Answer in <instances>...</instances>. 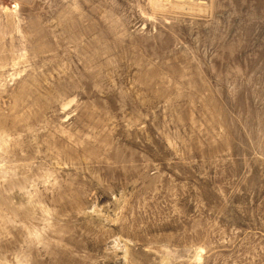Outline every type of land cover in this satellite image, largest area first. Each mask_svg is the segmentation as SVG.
Listing matches in <instances>:
<instances>
[{
	"label": "rangeland",
	"instance_id": "rangeland-1",
	"mask_svg": "<svg viewBox=\"0 0 264 264\" xmlns=\"http://www.w3.org/2000/svg\"><path fill=\"white\" fill-rule=\"evenodd\" d=\"M0 264H264V0H0Z\"/></svg>",
	"mask_w": 264,
	"mask_h": 264
}]
</instances>
